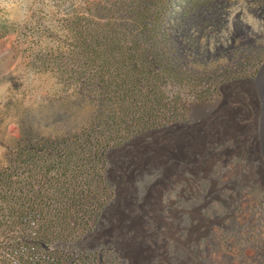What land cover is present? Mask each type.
I'll list each match as a JSON object with an SVG mask.
<instances>
[{
  "label": "trees",
  "instance_id": "obj_1",
  "mask_svg": "<svg viewBox=\"0 0 264 264\" xmlns=\"http://www.w3.org/2000/svg\"><path fill=\"white\" fill-rule=\"evenodd\" d=\"M230 3L82 0L67 13L66 72L95 105L76 130L23 133L0 166V264H127L105 231L134 147L187 124L251 66Z\"/></svg>",
  "mask_w": 264,
  "mask_h": 264
},
{
  "label": "rangeland",
  "instance_id": "obj_2",
  "mask_svg": "<svg viewBox=\"0 0 264 264\" xmlns=\"http://www.w3.org/2000/svg\"><path fill=\"white\" fill-rule=\"evenodd\" d=\"M81 3L0 0V21L7 26L0 38V166L23 133L64 134L93 112L92 97L78 92L79 81L66 72L73 63L65 58L70 49L63 19ZM261 7L251 0L230 3L238 47L251 54L248 70L223 82L187 124L134 147L105 231L117 238L127 264L264 261ZM219 52L222 63L232 61L225 47ZM161 158L166 161L159 165Z\"/></svg>",
  "mask_w": 264,
  "mask_h": 264
},
{
  "label": "bare ground",
  "instance_id": "obj_3",
  "mask_svg": "<svg viewBox=\"0 0 264 264\" xmlns=\"http://www.w3.org/2000/svg\"><path fill=\"white\" fill-rule=\"evenodd\" d=\"M160 148H161V147H160ZM165 149H166V148H165ZM155 151H156V150H155ZM162 154H163V153H162ZM162 154H160V155H162ZM164 156H166V155H164ZM159 157H160V156H159ZM161 157H162V156H161ZM150 161H151V160H150ZM164 161H166V160H164ZM164 161H163V158H161V159H160V161L158 162V164H159V165H162V164H164V163H165ZM152 164H153V162H152ZM175 167H176V166H175ZM173 173H175V172H174V171H172V173H169V174H171V175H172Z\"/></svg>",
  "mask_w": 264,
  "mask_h": 264
}]
</instances>
